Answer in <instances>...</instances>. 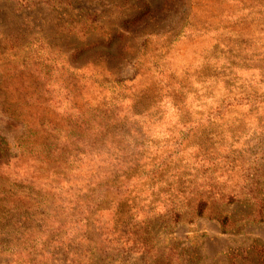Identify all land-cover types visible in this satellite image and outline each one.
<instances>
[{"label": "rangeland", "instance_id": "rangeland-1", "mask_svg": "<svg viewBox=\"0 0 264 264\" xmlns=\"http://www.w3.org/2000/svg\"><path fill=\"white\" fill-rule=\"evenodd\" d=\"M0 157V264H264V0H0Z\"/></svg>", "mask_w": 264, "mask_h": 264}, {"label": "trees", "instance_id": "trees-1", "mask_svg": "<svg viewBox=\"0 0 264 264\" xmlns=\"http://www.w3.org/2000/svg\"><path fill=\"white\" fill-rule=\"evenodd\" d=\"M5 1L13 2L14 6L16 8L18 7V9H20V8H24V7H34L39 0H5ZM58 2H60V1H57L55 4H58ZM0 160H1V157H0ZM8 163H9L8 160L7 161H0V166H2L3 169H5L8 167ZM204 207H205V203L202 201H199L198 206H197V210H196V214L201 215ZM224 220H225V217H222L219 221L221 224H223Z\"/></svg>", "mask_w": 264, "mask_h": 264}]
</instances>
